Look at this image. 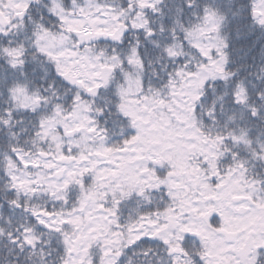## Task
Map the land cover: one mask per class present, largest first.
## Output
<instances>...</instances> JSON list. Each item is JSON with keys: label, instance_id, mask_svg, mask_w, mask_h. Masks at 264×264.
<instances>
[{"label": "snow or ice", "instance_id": "6c2138e0", "mask_svg": "<svg viewBox=\"0 0 264 264\" xmlns=\"http://www.w3.org/2000/svg\"><path fill=\"white\" fill-rule=\"evenodd\" d=\"M0 264H264V0H0Z\"/></svg>", "mask_w": 264, "mask_h": 264}]
</instances>
